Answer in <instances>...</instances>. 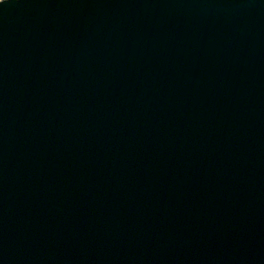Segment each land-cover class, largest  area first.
<instances>
[{"label": "water", "instance_id": "1", "mask_svg": "<svg viewBox=\"0 0 264 264\" xmlns=\"http://www.w3.org/2000/svg\"><path fill=\"white\" fill-rule=\"evenodd\" d=\"M0 264H264V0L0 5Z\"/></svg>", "mask_w": 264, "mask_h": 264}, {"label": "snow or ice", "instance_id": "2", "mask_svg": "<svg viewBox=\"0 0 264 264\" xmlns=\"http://www.w3.org/2000/svg\"><path fill=\"white\" fill-rule=\"evenodd\" d=\"M7 2V0H0V5H3Z\"/></svg>", "mask_w": 264, "mask_h": 264}]
</instances>
